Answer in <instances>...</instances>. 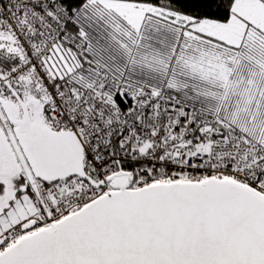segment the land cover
<instances>
[{"label":"snow or ice","instance_id":"obj_1","mask_svg":"<svg viewBox=\"0 0 264 264\" xmlns=\"http://www.w3.org/2000/svg\"><path fill=\"white\" fill-rule=\"evenodd\" d=\"M0 264H264V0H0Z\"/></svg>","mask_w":264,"mask_h":264}]
</instances>
